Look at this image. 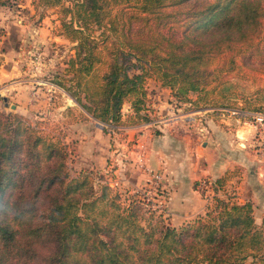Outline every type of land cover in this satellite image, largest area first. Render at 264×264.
<instances>
[{
	"label": "trees",
	"instance_id": "obj_1",
	"mask_svg": "<svg viewBox=\"0 0 264 264\" xmlns=\"http://www.w3.org/2000/svg\"><path fill=\"white\" fill-rule=\"evenodd\" d=\"M71 4L63 7L66 38L76 43L68 91L106 126L149 121L150 78L207 106L216 89L212 56L264 65V0ZM89 177H70L59 138L0 113V264H264V219L258 227L250 203L230 201L221 177L206 180L211 207L179 227L154 222V212L143 218L140 199L122 206L95 197Z\"/></svg>",
	"mask_w": 264,
	"mask_h": 264
},
{
	"label": "rangeland",
	"instance_id": "obj_2",
	"mask_svg": "<svg viewBox=\"0 0 264 264\" xmlns=\"http://www.w3.org/2000/svg\"><path fill=\"white\" fill-rule=\"evenodd\" d=\"M44 1L0 0V113L21 116L43 134L59 138L66 146L70 177L80 172L89 174L94 196H102L105 201L122 206L134 199L144 201L147 205L142 209L143 218L150 219V212H154V222L161 220L179 227L203 215L213 204V191L206 180L212 182L221 177L230 201L250 203L255 222L261 226V58L241 56L233 60L228 54L212 56L210 66L216 76V89L211 95L212 104L207 106L190 102L196 98L192 92L186 96L175 94L160 81L148 79L146 88L153 112L149 121L140 123L148 124L147 136L141 142L155 140L158 151L149 159L139 155L136 160L137 139L127 140L121 126H106L91 118L68 91L76 43L66 38L63 23L70 16L63 7L70 8L73 0H59L56 5L41 4ZM99 33L97 29L94 35ZM122 111L128 113L127 104ZM103 127L104 136L109 139L103 141L104 147L110 153L102 152L104 156L90 160L86 137L92 131L101 134ZM184 172L198 177L194 187L201 199L190 189L191 185L185 188L180 184L177 176ZM205 172L219 174L204 176Z\"/></svg>",
	"mask_w": 264,
	"mask_h": 264
},
{
	"label": "crops",
	"instance_id": "obj_3",
	"mask_svg": "<svg viewBox=\"0 0 264 264\" xmlns=\"http://www.w3.org/2000/svg\"><path fill=\"white\" fill-rule=\"evenodd\" d=\"M148 124H143V125H134V126H129V127H124L121 130L123 131L124 135H127V140H131L133 138H136L137 140V147L138 149V154H136V160L139 159V155H143L142 158L144 159H149V157H153L158 149L156 148L157 145L154 146V142L155 140L150 143H143L141 142L142 140H144V138L147 136L146 134L147 132V127ZM95 129H97V125H94ZM101 134L97 133L96 131H92L90 132V136L86 137L87 139V154L88 156L90 155V160H97L99 155L104 156V154H102V152L105 153H110L109 148H105V143L106 141H109V139L107 140L104 136V132L102 131V129H100ZM103 135V136H102ZM104 141V142H103ZM99 142H102V144H98ZM157 142V141H156ZM136 151V150H134ZM150 154H152V156H150ZM135 160V159H134ZM86 162L88 163V160H86ZM216 174L219 173H213V172H205L204 176H215ZM180 184L186 188V185L189 184L191 185V190H193L194 192H196L198 194L197 191H195L194 188V184L198 179V177H193L192 173H179L177 176ZM181 186V187H182ZM200 196V194H198ZM202 198V196H200V199Z\"/></svg>",
	"mask_w": 264,
	"mask_h": 264
},
{
	"label": "built area",
	"instance_id": "obj_4",
	"mask_svg": "<svg viewBox=\"0 0 264 264\" xmlns=\"http://www.w3.org/2000/svg\"><path fill=\"white\" fill-rule=\"evenodd\" d=\"M122 128H124V127H122V126H121V127H119V129H122ZM154 177H158V176H157V175H154ZM114 183H115V184H117V182H116V181H115ZM111 184H112V183H111Z\"/></svg>",
	"mask_w": 264,
	"mask_h": 264
}]
</instances>
